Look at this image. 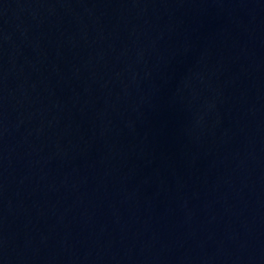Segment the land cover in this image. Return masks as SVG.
I'll use <instances>...</instances> for the list:
<instances>
[{
  "label": "water",
  "instance_id": "1",
  "mask_svg": "<svg viewBox=\"0 0 264 264\" xmlns=\"http://www.w3.org/2000/svg\"><path fill=\"white\" fill-rule=\"evenodd\" d=\"M0 264H264V0H0Z\"/></svg>",
  "mask_w": 264,
  "mask_h": 264
}]
</instances>
